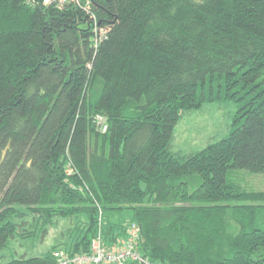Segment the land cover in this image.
<instances>
[{"label":"trees","instance_id":"obj_1","mask_svg":"<svg viewBox=\"0 0 264 264\" xmlns=\"http://www.w3.org/2000/svg\"><path fill=\"white\" fill-rule=\"evenodd\" d=\"M44 1L0 0V264H58L3 253L76 217L71 257L130 221L150 264H264V192L230 182L264 174V0ZM224 102L229 135L172 151L185 112Z\"/></svg>","mask_w":264,"mask_h":264},{"label":"rangeland","instance_id":"obj_2","mask_svg":"<svg viewBox=\"0 0 264 264\" xmlns=\"http://www.w3.org/2000/svg\"><path fill=\"white\" fill-rule=\"evenodd\" d=\"M237 112V105L225 102L205 104L199 109L185 112L174 130L172 151L188 155L201 152L209 145L221 141L229 135ZM230 180L232 184L240 187L245 194L251 195L257 192H264V174L257 175L246 171H236L231 175ZM262 208H264V205H262ZM25 210L23 209L24 212ZM123 219L125 221L128 220L127 217ZM261 219L264 221V209L262 210ZM85 222V217H76L71 220L57 219L49 228V234L43 242L40 241V238L34 240L36 233H33L31 236H24L27 237V240L18 239L11 243L3 254L8 259L14 254L18 256L26 255L29 258L44 257L53 248V251L56 250L68 254L64 249V244L71 242L72 230L82 226ZM126 223V228L133 225L130 221ZM127 262L137 261L127 258Z\"/></svg>","mask_w":264,"mask_h":264},{"label":"built area","instance_id":"obj_3","mask_svg":"<svg viewBox=\"0 0 264 264\" xmlns=\"http://www.w3.org/2000/svg\"><path fill=\"white\" fill-rule=\"evenodd\" d=\"M45 6H55L61 8L67 4H80V0H45ZM94 19V17H93ZM104 35V32L102 33ZM107 127H103V132ZM127 228V237L114 248L105 247L103 239H94L91 243V250L88 254L69 256L64 252H55L54 257L58 264H127V258L137 261L140 264H150L139 254L137 248L140 241V228L136 223H132Z\"/></svg>","mask_w":264,"mask_h":264},{"label":"bare ground","instance_id":"obj_4","mask_svg":"<svg viewBox=\"0 0 264 264\" xmlns=\"http://www.w3.org/2000/svg\"><path fill=\"white\" fill-rule=\"evenodd\" d=\"M180 118V117H179Z\"/></svg>","mask_w":264,"mask_h":264}]
</instances>
